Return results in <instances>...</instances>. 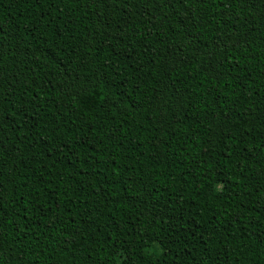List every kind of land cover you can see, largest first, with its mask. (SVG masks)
I'll return each mask as SVG.
<instances>
[{
  "label": "trees",
  "instance_id": "1",
  "mask_svg": "<svg viewBox=\"0 0 264 264\" xmlns=\"http://www.w3.org/2000/svg\"><path fill=\"white\" fill-rule=\"evenodd\" d=\"M0 264H264V0H0Z\"/></svg>",
  "mask_w": 264,
  "mask_h": 264
}]
</instances>
